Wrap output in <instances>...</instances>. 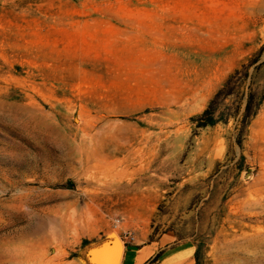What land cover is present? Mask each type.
<instances>
[{
    "label": "rangeland",
    "instance_id": "1",
    "mask_svg": "<svg viewBox=\"0 0 264 264\" xmlns=\"http://www.w3.org/2000/svg\"><path fill=\"white\" fill-rule=\"evenodd\" d=\"M263 43L264 0H0V264H264V102L190 121Z\"/></svg>",
    "mask_w": 264,
    "mask_h": 264
},
{
    "label": "trees",
    "instance_id": "2",
    "mask_svg": "<svg viewBox=\"0 0 264 264\" xmlns=\"http://www.w3.org/2000/svg\"><path fill=\"white\" fill-rule=\"evenodd\" d=\"M246 88L241 92V87ZM240 91V92H239ZM229 99V102L226 100ZM264 102V43L240 68L235 69L207 103L205 109L190 121L197 128L227 125L234 121V143L241 147L242 137ZM195 264L200 263L201 252L194 253Z\"/></svg>",
    "mask_w": 264,
    "mask_h": 264
},
{
    "label": "crops",
    "instance_id": "3",
    "mask_svg": "<svg viewBox=\"0 0 264 264\" xmlns=\"http://www.w3.org/2000/svg\"><path fill=\"white\" fill-rule=\"evenodd\" d=\"M155 242L141 245L139 248H128L124 251L125 256L130 255L133 264L157 255V264H195V245L189 241L165 244L156 248ZM155 264V263H154Z\"/></svg>",
    "mask_w": 264,
    "mask_h": 264
},
{
    "label": "water",
    "instance_id": "4",
    "mask_svg": "<svg viewBox=\"0 0 264 264\" xmlns=\"http://www.w3.org/2000/svg\"><path fill=\"white\" fill-rule=\"evenodd\" d=\"M124 253L122 241L114 234L91 246L84 254L87 264H121Z\"/></svg>",
    "mask_w": 264,
    "mask_h": 264
}]
</instances>
